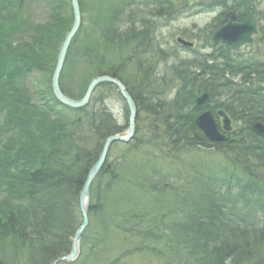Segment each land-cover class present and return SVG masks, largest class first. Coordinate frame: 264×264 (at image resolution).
<instances>
[{
  "label": "trees",
  "instance_id": "obj_1",
  "mask_svg": "<svg viewBox=\"0 0 264 264\" xmlns=\"http://www.w3.org/2000/svg\"><path fill=\"white\" fill-rule=\"evenodd\" d=\"M79 1L83 26L61 88L82 99L92 81L112 76L127 86L138 119L132 142L112 146L93 182L78 260L61 264H264V136L251 129L264 124L260 0ZM205 8L235 9L242 21L256 14V42L235 52L214 45L218 17L184 32L210 52L168 49L157 21ZM73 23L71 0H0V264L71 254L84 183L106 140L128 128L129 109L110 84L82 109L55 100L52 76ZM205 86L208 109L233 121L228 142L210 141L196 124L203 111L193 103ZM110 94L124 102V126L105 106Z\"/></svg>",
  "mask_w": 264,
  "mask_h": 264
},
{
  "label": "water",
  "instance_id": "obj_2",
  "mask_svg": "<svg viewBox=\"0 0 264 264\" xmlns=\"http://www.w3.org/2000/svg\"><path fill=\"white\" fill-rule=\"evenodd\" d=\"M71 4L73 7L74 14V23L73 28L67 35L62 49L58 55V61L56 64V69L54 71V75L52 77V90L54 92L55 99H57L63 106L69 107L71 109L78 110L79 108L86 107L93 96L94 92L98 89V86L103 83H110L113 86L117 87L121 96L127 103V107L129 108V125L128 130L125 134L114 135L109 137L106 140V143L103 147L101 156L99 157L97 163L91 168L90 174L84 183V187L81 192L80 198V206L81 213L83 216V222L80 228L76 231L72 244V253L68 256L63 257L62 259H58L53 264H61L63 261L67 263H74L80 255V244L82 241V236L84 232L89 228L90 224V208H91V189L93 186V182L95 179L101 174L102 169L106 165V161L110 154V150L113 144L115 143H130L132 142L135 134H136V123H137V115H138V107L136 106L134 98L129 94L127 87L120 81L115 79L112 76H101L94 80L88 87L87 93L82 100H73L67 95L64 94L63 89H61L60 85V77L64 70L65 62L67 60L68 52L71 48V44L74 38L77 36L78 32L81 30L83 24V17L81 14V5L79 0H71ZM259 30L257 27V19L254 14H250L244 20V22H239L238 17L235 11H231L224 16V19L221 21V27L217 30L213 35V40L215 44L222 43L225 44L228 50H235L238 47H241L245 44L253 43L254 38L258 34ZM179 43L185 45L187 47L192 48L194 43H190L188 41L178 39ZM210 93L207 88H205L204 92L201 96H198L194 100V105L197 108H203L207 105V102L210 100ZM218 114L223 117L222 121V130L224 133L231 132L233 127L231 124V120L227 114L223 111L218 112ZM197 126L203 131L205 136L212 142H227L229 136L223 134L220 130V125L216 122L215 115L210 110H206L201 116H199L196 120ZM252 130L264 136V125L262 123H254L252 124Z\"/></svg>",
  "mask_w": 264,
  "mask_h": 264
},
{
  "label": "rangeland",
  "instance_id": "obj_3",
  "mask_svg": "<svg viewBox=\"0 0 264 264\" xmlns=\"http://www.w3.org/2000/svg\"><path fill=\"white\" fill-rule=\"evenodd\" d=\"M255 4H258L259 6V10H264V0H260L257 2H254ZM206 9V8H205ZM216 11H210L208 9L206 10H202L201 12L199 11L198 13L188 9L182 10V12L180 11H176L177 14L179 15L176 20H170L169 21H163V19L157 21L158 26L161 28L160 31H162V36L160 38V40H164L165 42H167V48L168 49H174L175 52H178V55H182V57H189L191 56V54H189V52H187L186 50H183L182 48H179L176 46V38L181 36V34H183V32H187V34L189 35L191 31H193V33L195 34L197 31L201 30L203 27H205L206 25L212 23V21L219 15L220 11L218 9H215ZM46 9L45 10H41V12H39L38 14L34 15V19L37 22H41L43 19H45L47 17V15L45 14ZM175 18V17H174ZM216 22V21H215ZM213 22V24L215 23ZM261 24V22H259ZM262 24L264 25V22H262ZM187 40L189 41H196L197 45H198V50L201 51V53H206V52H210L209 48L207 45H205L204 43L202 44V42H200V40H198L197 37L196 40L190 39L188 36H186ZM225 46V45H224ZM192 55H195L194 53H192ZM174 61V59L172 58L170 60V64H172ZM164 66V65H162ZM68 71V66L66 67ZM67 73V72H66ZM64 75V73H63ZM37 78L38 74L35 73L33 75ZM32 79V78H31ZM37 83L38 85H41L40 82H34ZM31 87H33L32 81L29 83V88L31 89ZM99 87V86H98ZM69 88V87H68ZM70 90H72V87L69 88ZM98 90V89H97ZM96 90V91H97ZM34 91V89H33ZM107 92V91H106ZM112 95V94H110ZM106 103V105H105ZM104 104L107 109L111 110L112 113L115 115L116 119H118V124L120 126H124L127 124V118L125 117V108H124V102L119 99L118 97H116L115 94H113ZM196 107V105H194ZM137 128V127H136ZM137 131V130H136ZM120 155V153H118ZM118 155V156H119Z\"/></svg>",
  "mask_w": 264,
  "mask_h": 264
},
{
  "label": "bare ground",
  "instance_id": "obj_4",
  "mask_svg": "<svg viewBox=\"0 0 264 264\" xmlns=\"http://www.w3.org/2000/svg\"><path fill=\"white\" fill-rule=\"evenodd\" d=\"M79 3H80V1H79ZM80 5H81V3H80ZM81 14H82V7H81ZM255 15H256V14H255ZM255 15H254V16H255ZM82 17H84L83 14H82ZM72 28H73V27H72ZM71 30H72V29H71ZM71 30H70V31H71ZM68 34H69V33H68ZM68 34H67V35H68ZM67 35H66V36H67ZM76 37H77V36H76ZM76 37H75V38H76ZM75 38H74V39H75ZM73 42H74V40H73ZM73 42H72V44H73ZM72 44H71V47H72ZM187 52L192 53L191 48H190V49L188 48V49H187ZM64 69H65V68H64ZM63 72H64V70H63ZM63 72H62V74H63ZM62 74H61V76H62ZM60 79H61V77H60ZM60 85H61V80H60ZM205 88L209 89L207 86H205ZM205 88H204V89H205Z\"/></svg>",
  "mask_w": 264,
  "mask_h": 264
}]
</instances>
